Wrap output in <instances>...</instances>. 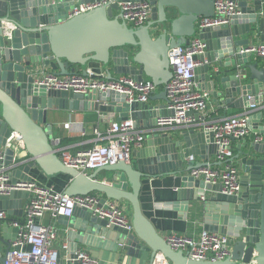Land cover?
<instances>
[{"label": "water", "instance_id": "obj_1", "mask_svg": "<svg viewBox=\"0 0 264 264\" xmlns=\"http://www.w3.org/2000/svg\"><path fill=\"white\" fill-rule=\"evenodd\" d=\"M76 1L0 0V148L5 153L4 164L11 169V182H30L36 171L46 176L66 174L71 177L64 190L69 196L98 193L100 204L112 199L131 205L132 231L109 225L107 219L80 206L70 217L60 216L69 229L72 252L83 244L120 249L128 257L150 264L158 253L171 264H264V139H244L238 145L234 159L240 170V188L227 194L220 182L206 183L191 174L181 176L185 159H190L187 171L191 172L206 165L196 164V155L206 158L217 153L213 133L200 127H182L171 134V129L159 130L157 123L158 117L173 113L167 108L165 89L173 76L169 51L188 45L198 33L207 47L197 56L195 80L210 92L219 108L238 103L247 107L248 95H256L258 109L250 113V126L264 135V67L252 62V53L241 52L256 42L264 45V0H242V14L234 16L230 24L199 31L198 19L215 15V0H130L149 1L151 5L150 19L142 25L123 19L118 1L127 0H112L108 7L68 17ZM45 67L58 75L80 68L84 75L105 73L108 79L128 75L142 81L148 77L157 87H164L161 95L167 103L152 106L148 101L128 102L124 94L115 91L83 94L47 89L36 82ZM79 108L102 114L119 112L121 120L130 115L137 126L148 127L143 146L133 152L130 162L107 164L92 172L67 166L56 152L48 112ZM13 132L20 135L24 151L16 152V140L12 147L7 146ZM102 171L109 172L106 181L98 179ZM158 176L171 177L178 184L175 202L186 212L192 202H201L197 210L206 231L231 237L226 257L193 260L158 232L144 211L141 197L149 180ZM29 197L28 191L15 189L0 194V211L8 216L21 215L23 201ZM18 231L0 218V264L11 252Z\"/></svg>", "mask_w": 264, "mask_h": 264}, {"label": "built area", "instance_id": "obj_2", "mask_svg": "<svg viewBox=\"0 0 264 264\" xmlns=\"http://www.w3.org/2000/svg\"><path fill=\"white\" fill-rule=\"evenodd\" d=\"M112 0H93L89 2L76 1L68 11V17L88 12L99 6H110ZM119 12L123 19L132 25L145 24L151 15L149 1H118ZM242 14L237 0H215V15L202 16L196 23L197 31L205 27L230 24L234 16ZM206 43L197 33L185 46H177L169 51L170 65L173 76L165 85L167 91V108L173 113L158 117V129L164 130L172 126L186 127L198 122L206 132L214 135L217 145V159L221 167L210 165L196 167L191 175L202 178L206 183L223 185V192L237 193L240 170L234 163L232 149L233 140L251 139L262 141L264 135L255 132L250 126V113L257 108L254 95H248L249 104L244 112L231 116H210L208 103L211 94L201 89L195 80V68L199 64L197 56L204 54ZM241 52L257 53L264 58V45L257 43L244 47ZM90 74H92L90 72ZM36 82L47 89L67 90L77 93L115 91L124 94L128 102H147L157 86L149 79L137 81L131 76L120 75L108 79L104 74L98 77L75 72L68 75H58L42 68ZM70 123H66L69 127ZM85 134V131H82ZM148 129H142L131 118L113 120L107 130L101 132L95 129L93 144L86 149L73 150L61 142L56 143V152L67 166L82 172H91L95 168L120 161L130 162L135 149L143 146ZM17 141L16 152L25 150L24 143L18 133L13 132L7 139V146L12 147ZM56 141V140H55ZM5 153L0 148V194L7 195L11 190H24L30 193L25 206L23 220H9V224L18 227V235L12 242V250L4 264H100V261L87 250L78 248L70 251L69 244L63 243L66 254L63 256L54 248L59 236L56 225L60 216L70 217L76 206L91 209L93 213L105 218L109 225H116L133 230L130 214L120 201L108 199L100 204L101 195L69 196L64 191L53 186L41 185L35 180L30 182H11V169L4 164ZM46 214H50L53 222L44 223ZM0 218L8 220L6 211H0ZM168 243L176 250L181 249L193 260H217L226 257L231 249L232 239L226 234L204 230L199 240L176 233L167 236ZM152 264H171L162 253H158Z\"/></svg>", "mask_w": 264, "mask_h": 264}, {"label": "crops", "instance_id": "obj_3", "mask_svg": "<svg viewBox=\"0 0 264 264\" xmlns=\"http://www.w3.org/2000/svg\"><path fill=\"white\" fill-rule=\"evenodd\" d=\"M238 3L242 0H237ZM132 25V24H131ZM242 36L240 38H245ZM258 42L254 43L257 44ZM252 62H257L259 68L264 67V58L257 53H253ZM47 70L52 71L49 67H45ZM80 68L77 70L80 72ZM101 73V72H99ZM97 73V74H99ZM105 76L106 74L103 73ZM117 75L115 77H118ZM146 80L150 78L145 77ZM197 82V81H196ZM198 86L201 87V83L197 82ZM164 87H157L153 94L152 98H149L148 103L152 106H160L166 104L167 102L162 98V90ZM256 95H254L255 97ZM256 100V97H255ZM247 107H244L239 104H235L230 108H219L218 104L213 100V97H210L208 103V112L210 116H231L238 115L245 111ZM255 109H258L255 108ZM130 118V115H129ZM113 120H121V115L119 112L102 114L101 112L94 109H57L50 110L48 112L47 123L53 124V139L56 140V143L63 140H68V147L73 150H82L89 148L95 138V129L105 132L110 125V122ZM198 122L190 124L186 127H196L200 124ZM66 123H70L69 127L66 126ZM142 129H148L144 125H138ZM180 126H172L168 129H171V134H174L175 131L181 129ZM85 131L83 134L82 131ZM251 140V139H250ZM243 140H233L232 149L234 158L237 156L239 148L238 145L242 143ZM253 141V140H251ZM141 148V147H140ZM139 148L135 149L138 150ZM134 150V151H135ZM190 159H185L181 166V176L190 175L191 173L187 171ZM194 162L196 164H206L212 167H221L222 163L217 159V154L212 153L206 155V158L196 155L194 157ZM236 164V159H234ZM92 172V171H91ZM109 175L108 171H102L98 174V179L106 181V177ZM40 183L41 185L46 186H59L67 185L70 183L71 177L69 178L65 174H58L54 176H46L39 171H36L35 178L33 179ZM173 179L168 176H158L149 180L146 186L143 189L141 194L142 204L144 207L145 213L148 217L154 222L158 232L164 237L167 238L170 234L176 233L179 235L189 236L194 240H199L201 233L205 230L203 226V221L200 214H198L197 207L201 204L200 201H194L189 206L188 211H185V207L181 206L179 202H175L176 198V187L177 183L172 181ZM66 186V187H67ZM56 189V188H55ZM65 190V189H63ZM210 192L207 191V194ZM206 194V195H207ZM29 199V198H28ZM28 199L23 201V211L21 215L9 216V217H24L25 206L28 202ZM202 201V200H201ZM120 203L127 209V212L132 214V207L127 201H120ZM20 212V211H19ZM44 223L53 222V218L50 214H46L43 219ZM56 225L59 229V236L57 241L54 244V248L58 250L63 256L66 254L65 250L62 247L63 243H70L68 238V227L64 224V220L59 218L56 222ZM79 248L87 250L91 255L97 258L100 261V264H150V261H143L140 259L130 258L127 256L125 251H110L103 248H97L92 246H86L83 244L79 245Z\"/></svg>", "mask_w": 264, "mask_h": 264}, {"label": "trees", "instance_id": "obj_4", "mask_svg": "<svg viewBox=\"0 0 264 264\" xmlns=\"http://www.w3.org/2000/svg\"><path fill=\"white\" fill-rule=\"evenodd\" d=\"M69 143V141L68 140H63V141H61V144L62 145H67ZM66 175V174H65ZM68 176V175H67ZM69 178H70V176H68ZM66 184L65 185H59V186H56L55 188H56V190H59V191H64L63 189H65L66 188ZM14 219H17V220H23V218H19V217H9L8 218V221L9 220H14Z\"/></svg>", "mask_w": 264, "mask_h": 264}]
</instances>
